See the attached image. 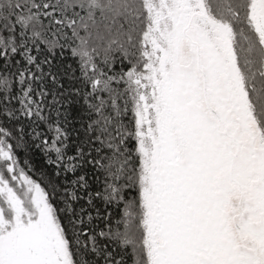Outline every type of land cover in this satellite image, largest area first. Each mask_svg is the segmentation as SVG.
<instances>
[{"label": "snow or ice", "instance_id": "snow-or-ice-1", "mask_svg": "<svg viewBox=\"0 0 264 264\" xmlns=\"http://www.w3.org/2000/svg\"><path fill=\"white\" fill-rule=\"evenodd\" d=\"M0 264H264V0H0Z\"/></svg>", "mask_w": 264, "mask_h": 264}, {"label": "trees", "instance_id": "trees-1", "mask_svg": "<svg viewBox=\"0 0 264 264\" xmlns=\"http://www.w3.org/2000/svg\"><path fill=\"white\" fill-rule=\"evenodd\" d=\"M69 62L71 61V57L69 54ZM74 63V62H73ZM26 131H31V128L26 127ZM37 131L47 134L50 137V133H47V129L45 128L44 125H39L37 127ZM30 143L33 144V146L29 149L26 150H20L18 153V158L21 162V165L24 166V161H28L27 167H30L32 169V172L29 173V175L32 176L33 179L38 180L42 186L47 187L48 182L51 181L56 185H59L61 189L65 187V185L69 184L72 179L75 177L71 174H64L63 171L61 170V173L59 176L56 175V169L55 165H49L46 162V157L44 152L40 148L35 147V143H38L39 141L32 142L31 137H27ZM69 154H72V149H68ZM79 173H77L78 175ZM91 183V180H90ZM92 187H95V184H92ZM81 195H84V193H80ZM55 203V201H54ZM80 205H86V200H81L77 203V207L79 208ZM90 212H93V215H95V212L93 209L89 208L88 209ZM100 227H103V224L101 223L99 225Z\"/></svg>", "mask_w": 264, "mask_h": 264}]
</instances>
